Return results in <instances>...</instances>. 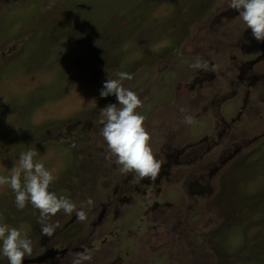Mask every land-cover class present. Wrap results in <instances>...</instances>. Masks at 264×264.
<instances>
[{"label":"rangeland","instance_id":"374dc122","mask_svg":"<svg viewBox=\"0 0 264 264\" xmlns=\"http://www.w3.org/2000/svg\"><path fill=\"white\" fill-rule=\"evenodd\" d=\"M228 2L0 0V175L33 149L49 191L87 212L42 221L0 186V222L32 241L23 264L86 249L84 264H264V42ZM120 72L154 180L121 172L101 135L116 100L99 91Z\"/></svg>","mask_w":264,"mask_h":264},{"label":"clouds","instance_id":"9594fccd","mask_svg":"<svg viewBox=\"0 0 264 264\" xmlns=\"http://www.w3.org/2000/svg\"><path fill=\"white\" fill-rule=\"evenodd\" d=\"M227 9L238 12L247 29H251L252 37L257 42H264V0H229ZM195 67L206 68L207 64L197 63ZM128 79H131L130 74L120 72L117 78L107 79L99 91L100 98L114 96L116 100V103H110L101 110V135L110 154L121 166V172H134L141 179L154 180L162 162L153 155L150 136L143 126L145 117L136 111L141 107V100L134 91L123 86L122 82ZM188 123H192L191 118ZM37 154L33 149L21 153L18 167H14L10 175H0V186L12 190L18 210H23L30 203L39 210L42 221L61 211L67 215L75 213L78 220L85 221L87 212L83 210V205L77 209L76 204L67 197H58L55 192L49 191L56 176L35 159ZM87 205L91 207L93 201L89 199ZM41 231L51 236L55 225L43 224ZM32 251V241L26 233L0 222V256L7 258L8 264H23ZM91 259L86 249L75 254L72 264H84Z\"/></svg>","mask_w":264,"mask_h":264}]
</instances>
